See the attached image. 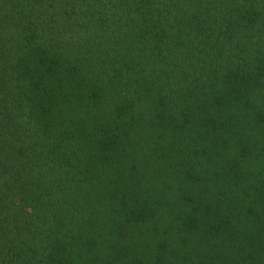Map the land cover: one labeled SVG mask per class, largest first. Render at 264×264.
Returning <instances> with one entry per match:
<instances>
[{
  "label": "trees",
  "instance_id": "obj_1",
  "mask_svg": "<svg viewBox=\"0 0 264 264\" xmlns=\"http://www.w3.org/2000/svg\"><path fill=\"white\" fill-rule=\"evenodd\" d=\"M0 175V264H264V0H0Z\"/></svg>",
  "mask_w": 264,
  "mask_h": 264
},
{
  "label": "rangeland",
  "instance_id": "obj_2",
  "mask_svg": "<svg viewBox=\"0 0 264 264\" xmlns=\"http://www.w3.org/2000/svg\"><path fill=\"white\" fill-rule=\"evenodd\" d=\"M2 179H3V177L0 175V184H2V182H1ZM17 202H18V201L16 200L15 203H17Z\"/></svg>",
  "mask_w": 264,
  "mask_h": 264
}]
</instances>
